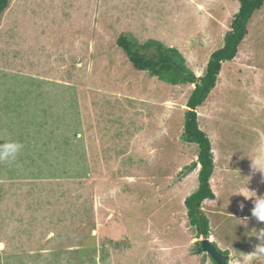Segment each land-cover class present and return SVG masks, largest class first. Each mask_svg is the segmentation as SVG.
Wrapping results in <instances>:
<instances>
[{"label":"rangeland","instance_id":"374dc122","mask_svg":"<svg viewBox=\"0 0 264 264\" xmlns=\"http://www.w3.org/2000/svg\"><path fill=\"white\" fill-rule=\"evenodd\" d=\"M239 6L11 0L0 21V143L24 149L19 166L0 163V264H212L194 253L203 237L184 204L199 185L200 165L187 169L198 147L182 140L195 85L133 69L116 42L160 41L200 77ZM197 115L216 162V199L203 204L210 240L234 264L264 229L238 194L264 195L249 158L264 142V7Z\"/></svg>","mask_w":264,"mask_h":264},{"label":"trees","instance_id":"16d2710c","mask_svg":"<svg viewBox=\"0 0 264 264\" xmlns=\"http://www.w3.org/2000/svg\"><path fill=\"white\" fill-rule=\"evenodd\" d=\"M237 1L240 4L239 11L233 17L224 44L211 54L206 71L201 77H197L188 67L186 58L178 49L167 47L160 41L149 40L140 44L137 39L123 33L116 42L125 52L133 69L156 77L170 86L195 85L187 103L182 140L187 144L196 145L199 151L198 162L187 167L190 173L198 165L201 166L198 174L199 186L185 200L188 220L191 227L196 229L197 238L210 237V222L202 208L205 201H213L216 198L211 187V179L215 172L213 147L208 134L201 128L197 109L207 104L217 86L223 65L238 57L243 42L249 34L251 20L264 7V0ZM10 2L11 0H0V21ZM213 245L220 254L229 255V250L219 249L215 242ZM194 253L206 255L211 259L212 264H217L209 255L203 254L200 241L197 242Z\"/></svg>","mask_w":264,"mask_h":264},{"label":"clouds","instance_id":"9594fccd","mask_svg":"<svg viewBox=\"0 0 264 264\" xmlns=\"http://www.w3.org/2000/svg\"><path fill=\"white\" fill-rule=\"evenodd\" d=\"M244 42H245V40H244ZM23 149H24V144L18 140L8 139L7 141L0 143V163L16 164L17 166H19L17 161H18V157L22 153ZM249 158L251 160V168L253 169V171L258 172L262 176H264V142H261L255 148L254 153L251 156H249ZM214 161H215V159H214ZM215 167H216V162H215ZM200 168H201V166H200ZM199 171H200V169H199ZM199 171H198V174H199ZM213 177H214V175H213ZM213 177L211 179V185H212ZM238 194L242 195L246 200H251L253 202V208L251 210V216L256 219L257 223L264 222V195L258 196L255 191H250L247 188V186L243 187L239 191ZM208 201L209 200L205 201L204 203H207ZM242 207H243V205H241V208ZM202 210H203V208H202ZM246 220H247V218H245V221H243V224H246ZM250 233H252V236L255 237L259 241V243L255 246L254 251L252 253L246 254V255L240 254L241 259L243 261V264H264V229H260L258 232L256 230H252ZM203 239H204V237H203ZM206 239L210 240V237L206 238ZM210 242L212 244L214 243L211 240H210ZM203 254H205V253H203ZM241 259L236 260L234 262V264H241ZM228 261L230 262V256H229Z\"/></svg>","mask_w":264,"mask_h":264},{"label":"water","instance_id":"95a60500","mask_svg":"<svg viewBox=\"0 0 264 264\" xmlns=\"http://www.w3.org/2000/svg\"><path fill=\"white\" fill-rule=\"evenodd\" d=\"M202 252L205 254L210 255V257L217 263V264H228L229 256L220 254L216 247L210 242L209 239H202Z\"/></svg>","mask_w":264,"mask_h":264},{"label":"crops","instance_id":"0c3cea01","mask_svg":"<svg viewBox=\"0 0 264 264\" xmlns=\"http://www.w3.org/2000/svg\"><path fill=\"white\" fill-rule=\"evenodd\" d=\"M253 204V203H252ZM213 242H215V241H213ZM216 243V242H215ZM256 246V245H255ZM255 246H254V248H255ZM218 247L220 248V244L218 245ZM254 248L253 247H251L250 249H248L247 248V250L245 251V253H247L248 252V250H254ZM222 250H224V249H222ZM231 256H232V251H230V253H229ZM237 255V254H236ZM238 257H241V255L240 256H238ZM231 258V257H230ZM231 260V259H230Z\"/></svg>","mask_w":264,"mask_h":264}]
</instances>
